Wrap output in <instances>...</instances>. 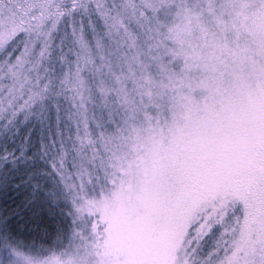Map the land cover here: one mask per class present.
Wrapping results in <instances>:
<instances>
[{"label":"snow or ice","instance_id":"6c2138e0","mask_svg":"<svg viewBox=\"0 0 264 264\" xmlns=\"http://www.w3.org/2000/svg\"><path fill=\"white\" fill-rule=\"evenodd\" d=\"M0 264H264V0H0Z\"/></svg>","mask_w":264,"mask_h":264}]
</instances>
